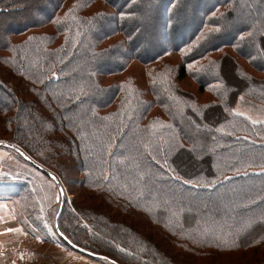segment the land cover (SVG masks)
Wrapping results in <instances>:
<instances>
[{
  "label": "trees",
  "instance_id": "1",
  "mask_svg": "<svg viewBox=\"0 0 264 264\" xmlns=\"http://www.w3.org/2000/svg\"><path fill=\"white\" fill-rule=\"evenodd\" d=\"M53 1L0 0L19 20L0 32V117L34 164L69 188L61 154L78 176L61 239L115 264H264V124L234 112L239 97L264 104V0H99L90 15L91 0L62 15ZM178 53L173 78L163 60ZM127 61L152 66L146 91L102 83ZM187 76L211 100L182 91Z\"/></svg>",
  "mask_w": 264,
  "mask_h": 264
},
{
  "label": "rangeland",
  "instance_id": "2",
  "mask_svg": "<svg viewBox=\"0 0 264 264\" xmlns=\"http://www.w3.org/2000/svg\"><path fill=\"white\" fill-rule=\"evenodd\" d=\"M76 1L79 0H64L62 3L63 8L59 14L62 15L64 13L63 10ZM52 2L54 1L52 0ZM22 5L23 9L25 3L23 4L22 2ZM140 8L138 9L139 11L141 10ZM102 9L107 11L108 7L103 5L99 0H91L90 6L86 9L84 15H90V13L93 14ZM152 9L153 8L150 6H147L143 10L144 12H149L145 20L147 24L144 23L143 30L146 34L149 32L151 33L154 29L153 27L156 25V29H158L156 32L158 31L157 34L159 37L161 36V24L159 22L155 24L152 20H149L154 16ZM156 9L158 11V7ZM162 10L163 9H160L161 14L159 17L163 15ZM18 21V17L16 16L1 18L0 32L2 28H7L9 23ZM6 24L7 26H5ZM21 38L22 37H20L19 40ZM109 42H112V44L116 43L115 45L124 44L125 46V39L120 35L112 38ZM108 46V42L101 45V47L105 49L108 48ZM229 54L231 57H235L233 52L230 51ZM181 58L182 53H178L169 55L163 60V62L166 63L164 69L170 71L173 78L175 77V72L173 74L172 71L173 69L175 71V69L182 64ZM196 64L198 65V63L188 65L186 67L187 71H192L194 67H196ZM151 67L152 66L145 67L135 61H127L125 63V69L122 70L121 74L102 77L101 81L107 86L114 83H121L127 79H134L137 84L139 83L138 85L141 90L146 91L148 89V76L149 73L152 72ZM0 77L4 84L13 87L12 75L1 65ZM178 85L181 90L187 94L199 97L202 100L200 101L198 99L200 102L211 100L210 96L207 94L202 95L199 92V87L192 82L189 76L183 78ZM21 90L22 89L15 90L17 93V102H21L22 104L38 103L32 95H22ZM24 108L28 113L31 112V110H28L29 107ZM15 110L9 113L8 116L11 117L13 122L17 123L19 119L18 116H15ZM234 112L246 117L251 122L264 124V104H257L239 97L234 107ZM8 127L9 125L5 124L2 117H0V203L5 204L9 208L12 219L19 225L21 232L18 234L21 240L16 242H19L20 245L16 243L9 244L11 257L17 258L21 264H115L107 257H92L86 252L82 253L78 250H74L61 239L58 232L59 227L62 226L60 209L63 205L64 207L67 206L71 208L72 203L78 201L76 195L78 193L77 187L72 184V181L78 176L74 173L75 170L68 168L66 161L61 157L60 151L56 147L53 151L60 154V158L56 160L60 167L58 170L65 171V177L68 181V183H66L69 188L65 187L55 175H53L54 179L49 178L35 167L33 164L34 160L31 157H28L24 151L10 141L13 133L12 130L7 129ZM36 135H40L42 139L45 138L46 140L47 138L54 141L59 140V135L57 134L47 135L45 132L40 131L36 133ZM22 154H25L32 163L25 160ZM42 168L45 169V167ZM130 261L132 264H134L135 261L138 262L134 257L131 258Z\"/></svg>",
  "mask_w": 264,
  "mask_h": 264
},
{
  "label": "crops",
  "instance_id": "3",
  "mask_svg": "<svg viewBox=\"0 0 264 264\" xmlns=\"http://www.w3.org/2000/svg\"><path fill=\"white\" fill-rule=\"evenodd\" d=\"M19 232V225L13 221L9 208L0 203V264H21L17 258L11 257L9 249L10 243L21 240ZM16 244L20 245L19 242Z\"/></svg>",
  "mask_w": 264,
  "mask_h": 264
},
{
  "label": "water",
  "instance_id": "4",
  "mask_svg": "<svg viewBox=\"0 0 264 264\" xmlns=\"http://www.w3.org/2000/svg\"><path fill=\"white\" fill-rule=\"evenodd\" d=\"M22 156L24 157L25 160H27V161H29V162L32 163V161H30V159H29L25 154H22ZM33 164H34V163H33ZM34 165H35V167H36L39 171L43 172V173H44L45 175H47L49 178L54 179L52 173H50L49 171H47L46 169L42 168L41 166H39V165H37V164H34ZM76 250L82 252V251L79 250V249H76Z\"/></svg>",
  "mask_w": 264,
  "mask_h": 264
}]
</instances>
